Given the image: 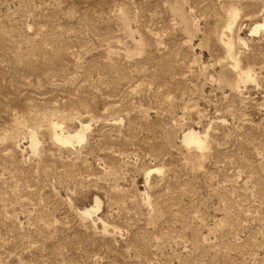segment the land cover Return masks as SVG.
Masks as SVG:
<instances>
[{"label":"rangeland","instance_id":"rangeland-1","mask_svg":"<svg viewBox=\"0 0 264 264\" xmlns=\"http://www.w3.org/2000/svg\"><path fill=\"white\" fill-rule=\"evenodd\" d=\"M263 18L264 0H0V264H264Z\"/></svg>","mask_w":264,"mask_h":264},{"label":"bare ground","instance_id":"bare-ground-1","mask_svg":"<svg viewBox=\"0 0 264 264\" xmlns=\"http://www.w3.org/2000/svg\"><path fill=\"white\" fill-rule=\"evenodd\" d=\"M183 4V3H182ZM181 4V5H182ZM181 8V7H180ZM182 8H183V5H182ZM181 8V9H182ZM177 9V8H176ZM175 10V9H174ZM179 10V9H178ZM183 10V9H182ZM179 12V11H178ZM174 13V12H173ZM178 14V13H177ZM183 14V13H182ZM175 15V14H174ZM181 15V14H180ZM182 16V15H181ZM179 17V16H178ZM178 17H176V18H178ZM184 16H182V18H183ZM239 17H240V13L237 11V10H234V9H231V10H229L228 11V21H227V23H226V26H225V29H226V31H228V32H230V33H232L233 31H234V29H235V27H236V25H237V22H238V20H239ZM175 18V19H176ZM184 18H186V17H184ZM179 19V18H178ZM181 19V18H180ZM262 19V18H261ZM177 20V19H176ZM178 21V20H177ZM188 20H186V23H188L187 22ZM181 22H182V20H181ZM179 23V22H178ZM177 23V24H178ZM186 23L184 24L183 23V25H186ZM254 23H256V22H254ZM180 25V24H179ZM181 26V25H180ZM187 26V25H186ZM178 27V26H177ZM182 27V26H181ZM180 27V28H181ZM179 28V27H178ZM182 29V28H181ZM180 29V30H181ZM184 29V28H183ZM186 29V28H185ZM184 29V30H185ZM184 30L182 31V32H184ZM263 30V32H264V18H263V20L260 22V23H257L256 25H255V27H254V29H253V34L255 35V34H257V33H259V32H261ZM217 32V31H216ZM236 32V31H235ZM234 32V33H235ZM238 33V32H237ZM184 34V33H183ZM185 35H187V34H185ZM191 35V34H190ZM228 35V34H227ZM232 35V34H231ZM234 35V34H233ZM232 35V36H233ZM235 36V35H234ZM188 38V37H187ZM238 38V37H237ZM240 38V37H239ZM189 39V38H188ZM218 39V38H217ZM189 40H191V38L189 39ZM242 40V39H241ZM220 41H222V42H224V36L222 35L221 36V40ZM237 41V40H236ZM239 41V40H238ZM216 42H217V40H216ZM236 43V42H235ZM235 43L233 42V40H227L226 41V52H227V54H228V59H230V60H233L232 62H228L227 64H226V68H227V77L224 79V81L226 80V82H228V83H230V85H231V83H234L236 86L237 85H239L238 83L241 81V79H243L242 78V76H244V75H242V74H240L239 72H238V69H239V60L237 59L238 58V56H237V58H236V53L238 52H235L236 50V47L238 46V45H240V44H238L237 46L235 45ZM237 43H239V42H237ZM218 44V43H217ZM220 44V43H219ZM223 44V43H222ZM224 45V44H223ZM222 45V46H223ZM220 46H221V44H220ZM224 47V46H223ZM259 47V46H258ZM261 47V46H260ZM260 47H259V49H260ZM262 48V47H261ZM260 51V50H259ZM242 54V53H241ZM253 54V53H252ZM239 56H241V55H239ZM253 57V56H252ZM227 59V60H228ZM240 60H241V58H239ZM227 62V61H226ZM242 62V61H241ZM252 63V62H251ZM224 64V63H223ZM242 64H244V62L242 63ZM242 64H241V66H242ZM253 65V64H252ZM255 65V64H254ZM253 65V66H254ZM253 66H249L250 68H252ZM256 66V65H255ZM254 66V67H255ZM254 69V68H253ZM241 70V69H240ZM249 70V69H248ZM248 70H247V72H248ZM244 71V70H243ZM242 73V72H241ZM245 74H246V77L249 79V81L252 79L253 80V75H252V73L249 71L248 73H246V71L244 72ZM231 76V78H229ZM233 76H236V80H232V77ZM251 78V79H250ZM255 79V78H254ZM246 81H248V80H246ZM225 82V84H228V83H226ZM251 82V81H250ZM247 83V82H246ZM245 83V84H246ZM241 84H244V82H241ZM229 85V84H228ZM235 86V87H236ZM241 86V85H240ZM231 88H232V86H231ZM234 89V88H233ZM59 122V121H58ZM52 124V123H51ZM56 126H57V124H55ZM56 128V127H55ZM88 126H84V125H82L81 126V129L79 130V131H77L74 135H71V134H68V135H66V134H64L65 132H63V133H61V134H58V133H56V132H54V137H53V140H54V142L55 141H57V142H59L58 143V145L59 144H64V145H72L74 142H78V143H82V142H84L85 141V137H86V131H88ZM54 130V129H53ZM53 130H51V131H53ZM56 130H57V128H56ZM55 131V130H54ZM60 132H61V130H60ZM59 132V133H60ZM74 132V131H73ZM33 133V132H32ZM67 133V132H66ZM30 133H28V135H29ZM52 134V133H51ZM34 136H36V135H33V134H31V145L30 146H32V148L33 149H38V142H37V138L35 139V137ZM55 138V139H54ZM56 142V143H57ZM61 142V143H60ZM183 143L189 148V149H194V150H196V151H202L201 153H203V151L206 149V147H207V142H206V139L205 138H203V137H201V135H200V133H197V132H195L194 130H191V131H189L188 133H186L185 135H184V137H183ZM63 145V146H64ZM62 146V145H61ZM66 146V147H67ZM91 213H92V211H87V212H85V215L86 216H90L91 215Z\"/></svg>","mask_w":264,"mask_h":264}]
</instances>
